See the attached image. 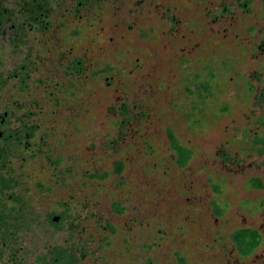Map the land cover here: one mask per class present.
Returning a JSON list of instances; mask_svg holds the SVG:
<instances>
[{"label": "rangeland", "instance_id": "obj_1", "mask_svg": "<svg viewBox=\"0 0 264 264\" xmlns=\"http://www.w3.org/2000/svg\"><path fill=\"white\" fill-rule=\"evenodd\" d=\"M242 1L161 0L166 20L144 9L133 30L131 17L109 19L97 43L69 46L87 72L61 95L53 122L67 135L50 143L73 169L59 197L86 219L71 239L79 264H264V1L250 13ZM169 131L193 152L183 169ZM243 228L262 244L241 258Z\"/></svg>", "mask_w": 264, "mask_h": 264}, {"label": "flooded vegetation", "instance_id": "obj_2", "mask_svg": "<svg viewBox=\"0 0 264 264\" xmlns=\"http://www.w3.org/2000/svg\"><path fill=\"white\" fill-rule=\"evenodd\" d=\"M160 1L0 0V264H71V239L86 232V219L72 213L74 199L59 197L73 169L50 143L67 135L53 122L61 95L87 72L69 46L97 43L90 33L109 19L131 17L133 30L144 9L166 20ZM250 4L241 7L250 13ZM168 20L178 26L177 15Z\"/></svg>", "mask_w": 264, "mask_h": 264}, {"label": "trees", "instance_id": "obj_3", "mask_svg": "<svg viewBox=\"0 0 264 264\" xmlns=\"http://www.w3.org/2000/svg\"><path fill=\"white\" fill-rule=\"evenodd\" d=\"M203 86L209 87V85H206V84H203ZM199 97H203L202 93H199ZM168 136H169V142H170L171 148L177 157L176 164L178 168L183 169L192 160L193 152L190 148L182 145L180 141L178 140V138L173 134L172 131H169ZM258 145L264 146V139L256 138L254 142V147L256 148ZM258 151H259V154H262L264 152V149L260 148L258 149ZM123 169H124L123 163H117L116 170H115L116 174L121 175L123 172ZM249 185L257 189L263 188V183L259 179H251L249 181ZM216 192L219 193L217 189H216ZM214 207H215V215L217 217H220L221 210L216 204L214 205ZM114 210L116 213L122 214L124 212V207L120 206V203H115ZM110 229L112 233L115 232L112 226H110ZM232 242H233V245L235 246L236 252L241 258L249 257L261 246L262 235L257 229L243 228L240 230H236L232 234ZM76 255H77L76 252L72 250L71 264H78V259ZM175 255L178 257V253H176ZM179 262L180 264H185L184 259L182 257L179 258ZM148 264H152V261L148 260Z\"/></svg>", "mask_w": 264, "mask_h": 264}]
</instances>
